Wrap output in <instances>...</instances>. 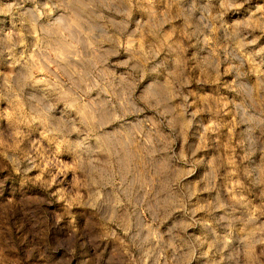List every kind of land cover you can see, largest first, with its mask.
<instances>
[{
  "label": "rangeland",
  "instance_id": "1",
  "mask_svg": "<svg viewBox=\"0 0 264 264\" xmlns=\"http://www.w3.org/2000/svg\"><path fill=\"white\" fill-rule=\"evenodd\" d=\"M0 264H264V0H0Z\"/></svg>",
  "mask_w": 264,
  "mask_h": 264
}]
</instances>
